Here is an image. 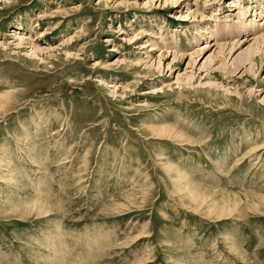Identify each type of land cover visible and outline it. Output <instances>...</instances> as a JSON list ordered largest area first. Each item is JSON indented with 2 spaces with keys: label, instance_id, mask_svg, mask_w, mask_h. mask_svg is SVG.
<instances>
[{
  "label": "rangeland",
  "instance_id": "374dc122",
  "mask_svg": "<svg viewBox=\"0 0 264 264\" xmlns=\"http://www.w3.org/2000/svg\"><path fill=\"white\" fill-rule=\"evenodd\" d=\"M262 34L264 0H0V264H264Z\"/></svg>",
  "mask_w": 264,
  "mask_h": 264
},
{
  "label": "bare ground",
  "instance_id": "6f19581e",
  "mask_svg": "<svg viewBox=\"0 0 264 264\" xmlns=\"http://www.w3.org/2000/svg\"><path fill=\"white\" fill-rule=\"evenodd\" d=\"M235 6H236V5H235ZM237 10H238V9H237ZM243 10H244V13H245V12H246V9H243ZM238 13H239V12H238ZM213 14H214V13H213ZM218 14H219V13H218ZM256 14H257V13H255V16H253L252 21H255V20L257 19V18L255 19V17L257 16ZM215 16H217V14H216V15H215V14L213 15V17H215ZM258 16H260V15L258 14ZM252 23H253V22H252ZM256 28H259V26H253V27L251 28V30H254V29L256 30ZM14 33H15V34H14L13 36H15V37H17L18 35L20 36V34H21V33H17V31H14ZM251 40H255L256 43H260L261 41L264 40V36H263V34H262V35H259V36H258V35H256V36L253 35V37H252ZM244 42H245V41H244ZM247 42H248V41H247ZM263 47H264V46H263ZM53 253H54V252H53ZM86 262H87V261H86Z\"/></svg>",
  "mask_w": 264,
  "mask_h": 264
}]
</instances>
